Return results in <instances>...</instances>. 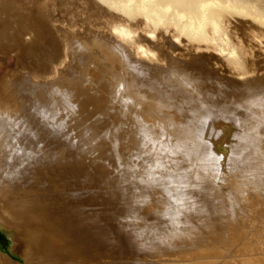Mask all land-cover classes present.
<instances>
[{
  "label": "bare ground",
  "instance_id": "obj_1",
  "mask_svg": "<svg viewBox=\"0 0 264 264\" xmlns=\"http://www.w3.org/2000/svg\"><path fill=\"white\" fill-rule=\"evenodd\" d=\"M12 1L0 0L12 4L0 49L22 50L24 67L0 92V223L13 240L0 264H264V50L236 76L165 29L214 40L226 11L250 39L264 0ZM141 16L154 35L115 33Z\"/></svg>",
  "mask_w": 264,
  "mask_h": 264
},
{
  "label": "rangeland",
  "instance_id": "obj_2",
  "mask_svg": "<svg viewBox=\"0 0 264 264\" xmlns=\"http://www.w3.org/2000/svg\"><path fill=\"white\" fill-rule=\"evenodd\" d=\"M19 1H21V4L22 2H24L23 0H19ZM39 1L41 2L39 3ZM43 1L45 0H35L34 2L37 5L33 6L34 10L39 11V8L42 10L44 9L46 10L45 7L40 6L42 5V3H44ZM46 2L54 3L53 6L52 3H49L50 5L46 6L48 7L47 8L48 10L51 9L50 11L60 12L61 9L62 10L66 8L68 9L69 7L68 0H66V2L64 1L65 3L61 4L62 8H60V10H59V6L61 5L57 1L46 0ZM65 4H67V6ZM4 6H0V7H2L3 10L8 8L11 9L10 6H12V4L7 8L6 5ZM9 12H11V10H9ZM220 13L222 18V22H221L222 31H221V35L217 36L216 39L214 40H212V38L208 40H203L192 36L182 37L183 31L181 27L176 23H174L173 21H168L166 23L165 29L169 33H171L175 38L180 39L181 43L186 48H190L192 46L197 47L199 45L202 48L209 47L219 52L225 59L226 62L225 69L230 74L236 76H250L258 70V65H257L258 63L255 62L257 61L256 52L260 49L264 50V43H263L264 32L260 29H255L252 32L250 39L245 38L235 26L234 22L231 19L230 13L226 11H221ZM50 14L52 15V18H57L58 16H59L58 18L65 17L61 13H54V14L50 13ZM50 14H48L46 17L51 18V16H49ZM114 26H116L115 33H117L120 36H126V34L121 33V30L123 29L126 30L129 29L130 36H133L134 32L138 29H143L146 32H148V34L154 35L157 29V25L155 24V22L153 20H149L145 18L144 16H141V20L136 26H132V25L130 26L128 21L121 19L117 20ZM138 51L143 55H148L149 57L157 58V53H154L153 51L147 49L145 46H139ZM22 56H23V51L18 50L14 46L6 45L2 49H0V92L3 90L5 80L8 78V76L12 75L14 72H18V73L22 72L24 67L22 62ZM51 65L53 66L52 62H50V64L48 63L46 69L43 70L41 75H43L44 77L51 78L54 71L53 70L54 67L52 68ZM0 230L6 235L5 238H0V247L10 252L12 250L11 246L13 245L12 242L13 240L10 239V236L2 229L1 223H0ZM12 257L13 259H16L17 255L15 256L13 255Z\"/></svg>",
  "mask_w": 264,
  "mask_h": 264
},
{
  "label": "water",
  "instance_id": "obj_3",
  "mask_svg": "<svg viewBox=\"0 0 264 264\" xmlns=\"http://www.w3.org/2000/svg\"><path fill=\"white\" fill-rule=\"evenodd\" d=\"M5 234L0 230V238H5Z\"/></svg>",
  "mask_w": 264,
  "mask_h": 264
}]
</instances>
